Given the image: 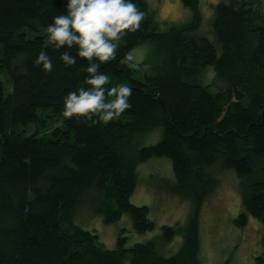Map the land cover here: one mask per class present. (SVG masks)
<instances>
[{"label": "trees", "instance_id": "1", "mask_svg": "<svg viewBox=\"0 0 264 264\" xmlns=\"http://www.w3.org/2000/svg\"><path fill=\"white\" fill-rule=\"evenodd\" d=\"M198 1L182 0L189 18L162 28L148 0H132L146 13L142 26L100 64L105 87L133 90L132 107L89 126L62 115L64 96L88 87V62L76 47L44 46L67 0H0V264H204L199 212L226 170L240 178L237 224L250 215L264 226V0H217L205 25ZM143 45L146 70L120 63ZM42 49L50 73L34 63ZM65 51L74 65L60 60ZM162 157L175 177L168 191L191 203L179 250L126 247L123 233L109 248L79 224L93 209L107 224L127 214L137 233L153 230L149 206L130 197L138 167ZM176 233L162 227L166 241Z\"/></svg>", "mask_w": 264, "mask_h": 264}, {"label": "rangeland", "instance_id": "2", "mask_svg": "<svg viewBox=\"0 0 264 264\" xmlns=\"http://www.w3.org/2000/svg\"><path fill=\"white\" fill-rule=\"evenodd\" d=\"M156 9L165 28L172 23L186 21L190 10L182 0H148ZM217 0H199L203 24L212 17V5ZM211 16V17H210ZM206 27H203L202 32ZM148 50H147V49ZM144 49V50H143ZM149 45L139 46L132 50L137 62L150 52ZM142 56L141 58H143ZM158 136L152 133V140ZM156 140V139H155ZM138 167V184L130 197L137 205H147L150 218L155 222L153 230L137 233L129 215L118 221L107 224L101 216L91 212H82L79 224L98 233L101 241L109 248L117 245L121 233L126 236L125 246L136 243L153 242L156 251L164 256L175 253L182 246V232L185 229L191 203L168 191V186L175 181L171 161L168 158H152ZM220 183L204 201L199 212V234L201 239V260L204 264H264V226L253 216H247L245 225L237 224V219L245 211L240 190V178L234 170L219 174ZM90 207V206H89ZM89 209V208H88ZM85 211V210H84ZM164 225L175 226L177 233L171 241L162 236ZM124 230V231H123Z\"/></svg>", "mask_w": 264, "mask_h": 264}, {"label": "clouds", "instance_id": "3", "mask_svg": "<svg viewBox=\"0 0 264 264\" xmlns=\"http://www.w3.org/2000/svg\"><path fill=\"white\" fill-rule=\"evenodd\" d=\"M66 10L67 14L54 17L46 27L44 46L55 50L76 47L78 56L88 62L84 69L88 87L64 96L62 115L89 126L107 125L132 107L129 100L133 90L123 84L105 87L110 79L100 71V64L116 60L125 37L140 30L146 13L132 0H67ZM59 58L67 66L76 63V57L67 51ZM34 63L42 66L45 73L53 69L52 60L43 49ZM120 63L134 71L148 68H141L131 52L125 53Z\"/></svg>", "mask_w": 264, "mask_h": 264}]
</instances>
